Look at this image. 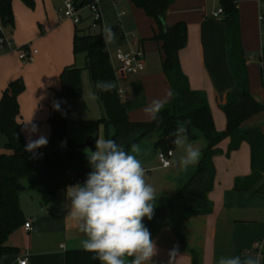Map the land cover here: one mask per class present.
<instances>
[{
	"label": "crops",
	"instance_id": "1",
	"mask_svg": "<svg viewBox=\"0 0 264 264\" xmlns=\"http://www.w3.org/2000/svg\"><path fill=\"white\" fill-rule=\"evenodd\" d=\"M33 1L34 7L29 9L20 0H12L13 26L3 27L0 23V36L12 42V51L0 50V97L11 82L22 79L25 91L18 98L21 134L26 143L39 137H45L48 143L50 103L54 93L60 89V74L68 66H78L82 70V95L70 103L67 134L80 145L89 139L96 141L99 136L106 138L105 127L95 123L103 118L104 111L96 100L89 98L93 90L87 83L85 58L79 63L78 56L73 54L75 30L92 28L89 12L84 11L81 23L74 25L62 16L63 0ZM98 8L100 31L110 15L118 24L116 42L109 46L108 52L117 85L115 90L123 92L119 97L120 103L130 122H149L151 120L144 109L151 101L166 100L164 105L171 101L167 96L170 86L162 71L161 43L151 40L158 34V28L131 0H128V10L124 0H100ZM218 9V0H174L165 13V24L169 27L179 22L186 24L187 43L178 53L181 71L189 88L206 98L215 130L223 132L226 118L220 106L234 89L235 80L227 58L225 24L212 16ZM237 9L249 91L264 105L261 82L264 74V23L260 20L264 0H239ZM25 46L37 50L30 63L20 61L16 53ZM130 50H140L143 54L144 71L138 75H127L122 69L120 57ZM240 128H259L264 135V111L244 122ZM194 134L196 139L192 142L202 153L208 143L199 133L194 131ZM158 136L154 134L138 142L136 145L140 152L135 154L148 170V182L157 190L155 208L174 197L199 163L184 171L173 166L163 168L157 159L159 151L155 148ZM229 143L230 139L223 140L217 146L219 153L213 158L215 176L208 194L211 213L193 216L181 228L187 246L197 256L196 264H216L221 256L240 255L243 259L260 251V244L264 243V195L234 190L236 180L251 175L250 147L243 142L236 151L227 155ZM41 148L34 149L32 153ZM88 149L95 151L89 145L82 151L86 154ZM180 155L181 151L174 146L170 161L178 160ZM27 179V184L22 183L25 187L31 182L30 178ZM74 184L76 181L68 185ZM65 191L66 187L46 207L41 205L37 192L24 191L19 195L20 207L31 230L26 231L22 226L9 236L5 246L16 252L1 256L0 264H17L18 256L27 258L29 264H64L66 251L82 250L83 235L72 221L64 218L67 208L63 205L69 203L65 199ZM23 194L29 196L30 201H26ZM153 239L158 247V254L153 257L154 264H193L192 256L181 249L170 229H161ZM173 248L177 254L171 257Z\"/></svg>",
	"mask_w": 264,
	"mask_h": 264
},
{
	"label": "trees",
	"instance_id": "2",
	"mask_svg": "<svg viewBox=\"0 0 264 264\" xmlns=\"http://www.w3.org/2000/svg\"><path fill=\"white\" fill-rule=\"evenodd\" d=\"M12 0H0V23L3 27L13 26ZM23 5L33 9V0H20ZM92 0H84L89 3ZM239 0H218L222 9V22L226 27L227 58L235 80L234 89L225 97L220 106L226 118V128L217 132L212 115L203 94L189 88L183 75L178 53L187 43V27L179 22L163 32L165 13L174 0H131L132 4L151 18L158 28V34L151 40L161 43L163 54L162 71L170 91L174 93L169 104L161 112L163 123L157 126L154 121L130 122L124 107L114 89L99 93L97 103L104 111L103 118L96 121L105 127L106 138L117 141L126 150L131 145L154 134H159L155 148L158 151L173 150V137L170 133L178 124L190 120L186 125L190 141L196 139L194 131L203 136L208 146L202 151L194 174L165 205L155 208L152 220L144 219L152 237L163 228L170 229L177 237L181 249L192 256L193 264L197 256L182 235V225L193 216L207 215L212 211L208 194L213 188L215 169L213 158L219 153L217 146L230 139L227 155L236 151L241 143L249 145L251 151V175L235 181L234 190L254 192L264 195V135L259 128L242 130L241 125L253 116L264 111L249 91L245 56L239 36ZM264 23V9L261 11ZM100 25V23L98 24ZM90 28L76 29L73 37V54L84 55L92 90L97 80L115 81L109 52L104 51V40L99 33L91 34ZM82 70L74 65L64 68L60 74V89L54 93L50 103V137L46 146L38 152H26V142L21 134L22 125L18 122V98L25 91L22 79L11 82L0 97V134L5 138L3 151H0V257L15 253L16 250L5 246L9 236L24 226L26 219L19 204V195L24 191L37 192L41 205L49 206L59 191L76 180L84 182L91 168L87 156L82 151L86 145L95 148V140L89 139L80 145L67 134L69 106L72 100L82 95L80 86ZM264 88V74L261 75ZM30 178L27 187L22 180ZM91 253L83 250H68L64 254V264H100L91 259Z\"/></svg>",
	"mask_w": 264,
	"mask_h": 264
},
{
	"label": "clouds",
	"instance_id": "3",
	"mask_svg": "<svg viewBox=\"0 0 264 264\" xmlns=\"http://www.w3.org/2000/svg\"><path fill=\"white\" fill-rule=\"evenodd\" d=\"M104 40V51L115 44L117 36L112 25L104 24L100 33ZM125 67L131 68L130 55L120 57ZM135 71L134 68H131ZM117 85L113 81L97 80L95 91H90L91 100L99 99V93L111 92ZM174 93L169 91L168 97ZM166 100L155 99L144 109L146 115L157 126L163 123L161 112ZM190 120L178 124L170 133L172 143L181 151L178 160H168L159 153L163 164L176 167L180 171L196 165L201 158V149L188 139L186 125ZM47 145L45 137L29 139L26 152ZM138 145L126 150L115 139L99 136L95 141V151H86L91 171L83 183L66 186V220L72 221L83 235L81 249L91 253V259L100 264H154L158 254L157 242L153 239L144 219L152 220L155 214L157 190L148 182V170L137 158ZM260 251L248 254L221 256L216 264H261L264 260V243ZM177 254L173 248L170 256ZM127 258V259H126ZM17 264H29L27 258L17 257Z\"/></svg>",
	"mask_w": 264,
	"mask_h": 264
},
{
	"label": "built area",
	"instance_id": "4",
	"mask_svg": "<svg viewBox=\"0 0 264 264\" xmlns=\"http://www.w3.org/2000/svg\"><path fill=\"white\" fill-rule=\"evenodd\" d=\"M100 0H92L89 3H84V0H63L62 7V16L64 19L71 21L74 25H79L82 21V15L84 11L89 12V19L92 22V26L98 24L101 21V14L98 8V3ZM222 9L219 8L215 11L212 16L218 21H222ZM260 20L262 21V17L260 16ZM12 42L11 40L5 38L4 36H0V50L12 51ZM17 56L20 61L24 63H30L33 61L34 56L37 54V50L32 49L30 46H25L17 50ZM123 55H130L133 58V63L131 68H134L135 71H132L131 68L125 67L124 62L122 61V69L127 75H138L144 71V61L143 54L140 50L137 51H127ZM118 97H121L123 94L122 91H118ZM163 153L164 157L168 160L173 155V150L169 149L166 151H159L157 153V159L160 165L163 168H167L160 159L159 153ZM169 167V166H168ZM76 183H82L81 180H76ZM24 229L26 231L31 230V226L29 223H25Z\"/></svg>",
	"mask_w": 264,
	"mask_h": 264
},
{
	"label": "rangeland",
	"instance_id": "5",
	"mask_svg": "<svg viewBox=\"0 0 264 264\" xmlns=\"http://www.w3.org/2000/svg\"><path fill=\"white\" fill-rule=\"evenodd\" d=\"M124 2H125V8L128 10V8H127V4H128V0H124ZM107 24H109V25H112L113 26V29H114V31H116L117 30V27H118V24L115 22V21H113V16H109V18H108V20H107ZM91 25H92V22H91ZM91 34H96V33H99L100 32V26L98 25V26H96V25H94V26H92V28H90V31H89ZM137 36V35H136ZM130 40V39H129ZM128 40V41H129ZM131 41V40H130ZM78 56V60H79V63H81L82 62V60L81 59H83V55L81 54H79V55H77ZM78 67V66H77ZM78 68H80V67H78ZM82 73V72H81ZM86 75H87V73H86ZM87 83H90L89 82V78H88V75H87ZM82 85V83H81V79H80V86ZM82 89V88H81ZM4 143H5V138L0 134V151L2 152L3 151V146H4ZM28 180L29 179H27V178H25V179H23V181H22V183H24V184H27V182H28ZM23 197H26L25 198V200L26 201H30V197L29 196H27L26 194H23ZM24 199V198H23ZM24 200V201H25Z\"/></svg>",
	"mask_w": 264,
	"mask_h": 264
},
{
	"label": "water",
	"instance_id": "6",
	"mask_svg": "<svg viewBox=\"0 0 264 264\" xmlns=\"http://www.w3.org/2000/svg\"><path fill=\"white\" fill-rule=\"evenodd\" d=\"M169 31H170V27L167 26V25L164 23V25H163V32H164V33H168Z\"/></svg>",
	"mask_w": 264,
	"mask_h": 264
}]
</instances>
